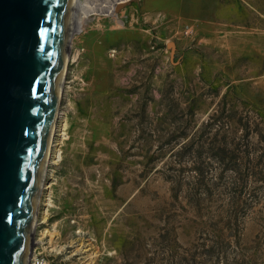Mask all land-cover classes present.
Returning <instances> with one entry per match:
<instances>
[{
  "label": "rangeland",
  "instance_id": "obj_1",
  "mask_svg": "<svg viewBox=\"0 0 264 264\" xmlns=\"http://www.w3.org/2000/svg\"><path fill=\"white\" fill-rule=\"evenodd\" d=\"M74 43L33 264H264V0H130Z\"/></svg>",
  "mask_w": 264,
  "mask_h": 264
},
{
  "label": "water",
  "instance_id": "obj_2",
  "mask_svg": "<svg viewBox=\"0 0 264 264\" xmlns=\"http://www.w3.org/2000/svg\"><path fill=\"white\" fill-rule=\"evenodd\" d=\"M71 0H0V264H25Z\"/></svg>",
  "mask_w": 264,
  "mask_h": 264
},
{
  "label": "bare ground",
  "instance_id": "obj_3",
  "mask_svg": "<svg viewBox=\"0 0 264 264\" xmlns=\"http://www.w3.org/2000/svg\"><path fill=\"white\" fill-rule=\"evenodd\" d=\"M130 0H71L70 6V16H69V25H68V40H67V49L64 62L63 76L61 79L59 93H58V102L56 107V112L53 121L52 133L49 140V145L46 153L43 176L41 181V186L39 190L38 202L35 211V218L33 223L32 235L28 247L27 257L25 264H33L35 261L34 252L38 249L43 243L44 234L39 238L36 237V232L39 225L44 224L46 217L44 214V222L39 223V218L41 214V206H50V199L47 198L51 194L53 185L47 182L48 175L51 176L53 173L54 166L58 165L59 162V146L61 145V138H63L65 133L64 119L66 113L63 110V100L70 91V86L68 85L67 75L69 71V65L71 61L77 59V55L73 53L74 50V40L78 37L83 31L84 27L88 23L90 18L99 19L102 17H111L115 15L118 7L122 4L129 2ZM114 17V16H113ZM43 215V214H42ZM43 217V216H42ZM51 238V237H50ZM35 263V262H34Z\"/></svg>",
  "mask_w": 264,
  "mask_h": 264
}]
</instances>
